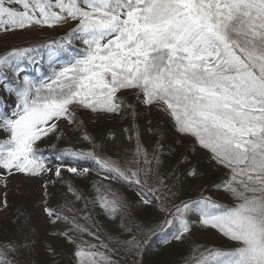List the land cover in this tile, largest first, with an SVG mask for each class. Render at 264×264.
Returning <instances> with one entry per match:
<instances>
[{
  "label": "snow or ice",
  "instance_id": "obj_1",
  "mask_svg": "<svg viewBox=\"0 0 264 264\" xmlns=\"http://www.w3.org/2000/svg\"><path fill=\"white\" fill-rule=\"evenodd\" d=\"M71 22L75 27L58 39L0 55V85L15 97L13 106L0 101V130L9 134L0 141V169L41 175L46 169L35 145L57 131L59 120L79 125L77 110L119 115L125 105L120 94L131 92L226 170L217 190L233 201L228 206L201 196L181 202L163 209L166 218L157 227H174L169 239L181 241L195 215L201 227L215 229L231 245L200 253L192 264H264V0H0V34ZM40 50L50 75L33 80L22 75V65L35 64L28 54ZM64 157L91 159L105 179L147 185L152 178L151 168H121L94 151L66 150L58 158ZM137 163L149 161L145 156ZM67 171L82 176L88 169ZM55 174L61 175L60 167ZM187 175L198 172L192 168ZM109 195L100 197L101 207L114 218L127 204L117 193ZM44 212L52 224H71L69 232L87 231L48 207ZM30 227L26 220L29 244ZM155 231L133 236L129 252L139 253ZM92 248L77 246L79 264H110ZM16 249L14 241L0 244V264H15L9 257Z\"/></svg>",
  "mask_w": 264,
  "mask_h": 264
},
{
  "label": "trees",
  "instance_id": "obj_2",
  "mask_svg": "<svg viewBox=\"0 0 264 264\" xmlns=\"http://www.w3.org/2000/svg\"><path fill=\"white\" fill-rule=\"evenodd\" d=\"M65 34L60 33L57 36L59 38ZM42 43L46 42L30 41L27 44L2 47L0 55L7 54L8 51L15 48ZM28 55L40 60L38 72L40 76L35 73L28 74V76L36 78L33 80H38L43 75L47 76L50 69L45 50L32 52ZM42 56L43 59H41ZM26 66L27 62L22 65V67ZM122 100L125 102L124 109L119 115H114L115 119L112 122L114 124L104 125L102 129H98L94 133L85 128V134L83 130L81 132L72 124L71 133L74 137L79 136L80 140L85 139V136L89 137V142L82 141L85 143V147L82 146L81 149L95 151L96 145L103 146L109 140L116 143L117 135L121 131H131L136 144L148 150L149 168L153 171L152 178L148 180L147 185L134 184L129 190L135 192L139 201H143L142 198H150L151 203L144 204L141 211L143 213H138L137 216L131 213L128 215L130 219L124 218L123 222L128 220L129 225L117 221V227L108 229H105L92 215V210L90 213H85L84 207H79L76 203L70 204L66 207L63 216H67L70 221L85 227L87 231L76 232L73 230L69 232L71 224L65 223L63 220L57 221L53 226L58 227L56 233L61 236L63 242L65 241V246L61 247L51 241V236L54 235H50L52 231L44 227L42 228L44 230L40 228L39 231V227L43 224L39 217L34 216L36 208L29 206V199L15 194L11 197L12 200L9 198L7 201L6 213L8 217L0 222V244L14 241L17 245L16 252L9 257L10 259L14 258L15 264H79L78 258L74 255L78 245L86 250H89V246L94 245L95 248L90 250L103 253L110 264H192L195 257H198L200 253L206 254L207 250H226L225 247L211 242L210 237L196 239L189 233L181 241L171 240L169 237L175 231L174 227H166L164 231L157 227L166 218V212L163 209L179 205L181 202L200 199L201 196L210 197L217 203L231 206L233 201L229 194L222 189L217 190V186L222 185L227 179L226 170L212 164L208 160V154L194 145L191 139L177 133L170 118L165 117L156 108H149L134 102L133 97L130 96ZM62 145L64 146L53 150V152L59 155L66 150L80 151V145L75 139L68 140ZM194 148L195 150H193ZM157 159L159 163H157ZM89 162L91 159H85V163ZM192 168L197 170L198 175H187V172ZM151 189L158 190L153 192ZM142 195L144 197L141 198ZM145 208L149 212H144ZM194 216L191 215L189 219L191 220ZM26 220L30 222L31 226V244H29L28 232L24 228ZM137 226L143 232L138 231ZM149 228H156V231L148 234L140 252H129L127 242L133 236L141 238ZM66 232L75 243H70L68 236L63 235ZM175 243L179 244V253L172 252L170 249Z\"/></svg>",
  "mask_w": 264,
  "mask_h": 264
},
{
  "label": "rangeland",
  "instance_id": "obj_3",
  "mask_svg": "<svg viewBox=\"0 0 264 264\" xmlns=\"http://www.w3.org/2000/svg\"><path fill=\"white\" fill-rule=\"evenodd\" d=\"M72 27H75V22H71L62 27H33L31 29H25L23 31H16L14 33L9 32L6 34H0V50L2 47H10L18 44H27L30 41L38 42H48L50 40L58 39L60 33H66ZM77 47H82V45H77ZM35 64H27L26 67H22L24 72L22 75L33 74L38 75L37 69H39V59L35 58ZM43 75L44 79L50 75V72ZM40 76V75H38ZM30 78V76H29ZM36 79V78H30ZM39 79V78H38ZM12 86H15V82H10ZM128 96L133 97L134 102L143 103L138 101L131 92H123L120 94V98H127ZM0 101L4 102L8 106H13L15 103V97L11 96L5 90L4 85H0ZM154 108V107H152ZM10 112V109H9ZM162 113V112H161ZM167 117L164 113H162ZM77 119L80 122L79 125L74 124L78 129L83 130L85 134V128L90 129L94 133L98 129H102L104 125L110 126L115 116L97 115L90 111L77 110ZM58 128L55 133H50L49 135L43 137L35 145L37 150L41 153L44 160V165L46 171L42 172L39 176H28L23 173H18L13 170L11 175L7 174L6 170L0 169V222L5 220L8 215L6 213L7 206L4 207V201L15 194L22 195L29 199V206H35L36 210L34 216L41 220L43 224L39 227L41 230L43 227L52 231L50 235L53 244L65 246L61 236L56 233L58 232V227L53 226L50 222L49 217L44 212V208L48 207L54 212H59L62 216L65 215V210L68 205L76 203L79 207H84L86 209L85 213H90L96 217L99 223L105 228L117 227V221H122L124 218L130 219L128 215L131 213L136 216L141 212L144 207L143 201L137 199L135 192L129 190L134 182H125L113 178L105 179L108 175L106 172L99 169L98 165L91 160L89 163H85V159L72 160L68 157L59 159L57 153L53 150L60 149L62 144L68 142V140L75 139L77 144L80 145V151L89 152L87 150L81 149L82 146L85 147V143L89 142L88 139H79V136L74 137L71 133V125L67 120L61 119L58 122ZM8 133L0 130V141L8 138ZM111 135V134H110ZM116 135V134H115ZM118 141L114 143L113 141H108L103 144L100 148L96 145L95 154L101 159H108L114 161L121 168H127L135 171L137 168L148 169L149 163H137V161H142L146 156L149 161L148 150L143 147H139L134 141L133 133L129 130H123L119 133ZM83 141V142H82ZM140 149L141 155H137V149ZM60 167L61 175L56 176V169ZM68 167H78L79 169L87 168L88 171L82 176L67 171ZM154 176V175H153ZM92 181V182H91ZM6 185V186H5ZM71 189V190H70ZM111 192L117 193L120 198L127 204V209L122 213L116 215L114 218L101 207L100 197L109 195ZM144 197L143 195L140 196ZM85 200H84V199ZM109 198L110 195H109ZM12 200V199H11ZM138 204V205H137ZM135 205V206H134ZM92 207V209H91ZM144 212H149L146 208ZM87 217V216H85ZM191 221L193 226L189 234L194 236L196 239L211 238L210 241L215 245L225 247L228 249L231 242L216 231L211 228H203L198 223V218L194 216ZM125 225H129V221L123 222ZM171 251L175 253L180 252V247L178 243L171 246Z\"/></svg>",
  "mask_w": 264,
  "mask_h": 264
}]
</instances>
